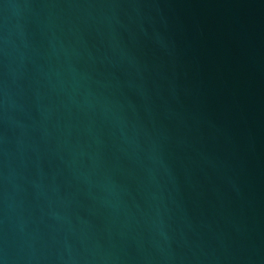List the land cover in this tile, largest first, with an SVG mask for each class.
<instances>
[{"label":"water","instance_id":"95a60500","mask_svg":"<svg viewBox=\"0 0 264 264\" xmlns=\"http://www.w3.org/2000/svg\"><path fill=\"white\" fill-rule=\"evenodd\" d=\"M0 264H264V0H0Z\"/></svg>","mask_w":264,"mask_h":264}]
</instances>
